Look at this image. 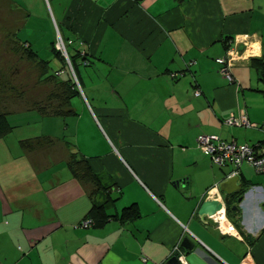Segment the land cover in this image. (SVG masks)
Returning <instances> with one entry per match:
<instances>
[{"label":"crops","instance_id":"obj_1","mask_svg":"<svg viewBox=\"0 0 264 264\" xmlns=\"http://www.w3.org/2000/svg\"><path fill=\"white\" fill-rule=\"evenodd\" d=\"M58 4L54 22L87 54L76 68L84 101L72 97L66 115L7 112L0 264H162L170 256L179 264H264V174L242 163V187L223 203L218 185L232 166L211 163L196 146L201 133L248 145L263 139L264 0ZM227 40L240 53L232 82L214 60ZM241 109L256 127L222 123ZM23 126L35 129L20 134ZM72 150L97 192L95 182L72 175ZM98 199L107 219L76 227ZM212 199L221 202V229L197 214ZM184 237L190 249L180 245Z\"/></svg>","mask_w":264,"mask_h":264},{"label":"rangeland","instance_id":"obj_2","mask_svg":"<svg viewBox=\"0 0 264 264\" xmlns=\"http://www.w3.org/2000/svg\"><path fill=\"white\" fill-rule=\"evenodd\" d=\"M61 10L58 0H0V112L39 106L50 111L60 102L63 89L55 79L40 78L39 66L26 57L19 40H27L39 57L48 60L51 67L56 66L49 54V41L54 40L56 48L58 39L65 36L63 27L54 22L59 21ZM63 44L70 50L71 45ZM78 81L74 80L79 97L72 98L77 105L80 102L76 99L84 101ZM31 129L34 126L17 131L25 134Z\"/></svg>","mask_w":264,"mask_h":264},{"label":"trees","instance_id":"obj_3","mask_svg":"<svg viewBox=\"0 0 264 264\" xmlns=\"http://www.w3.org/2000/svg\"><path fill=\"white\" fill-rule=\"evenodd\" d=\"M63 42H66L67 45L70 46V50L67 51V48L65 47L67 58L69 60L70 66L72 68L74 77L76 81H78L77 77V71L76 68L78 65H85L87 64V54L85 53V48L82 47V44L80 41L71 40L69 38L65 39L62 38ZM67 41H70L67 43ZM20 46L23 50V53L26 55L27 58L31 59L35 62L37 66L40 68V78L42 80H48V79H55L61 88L63 89V95L60 98V102L57 106L52 107V110H47L44 107L39 106L35 107L40 113L42 114H56V115H66L73 112V108L69 105V100L79 95L78 90L75 87V83L73 80V77L71 76L69 72V68L65 62L64 57L61 55L60 51L55 48L54 46V40H52L49 44V51L52 55V57L55 59L56 66L51 67L49 64V61L46 59H42L39 57L36 52L30 48L28 44H26L25 41L19 40ZM76 44V45H73ZM229 46L228 40L225 42L224 50H226ZM219 66V65H218ZM219 72V71H218ZM64 74L61 78V74ZM220 73V72H219ZM79 82V81H78ZM8 111H1L0 112V138L6 135L10 129L11 126L8 124L6 120V114ZM20 145L23 148H30L31 141L29 139H23L20 140ZM67 166L69 167L72 175L82 177L89 179L93 182H95V190L94 193L99 190V184L95 181L93 175L89 172V168L85 162L84 157L80 156L79 153L76 150H72L70 153L69 160L67 162ZM104 192H99L100 194H103ZM107 197V195H106ZM104 201L95 200L92 204V207L88 210V213L84 216V218L80 219L76 224L80 223L84 219H90L91 224L88 227H93L97 223L103 222L105 219H107L106 212L103 208ZM75 224V225H76ZM79 227V226H77ZM88 227H80V228H88Z\"/></svg>","mask_w":264,"mask_h":264},{"label":"built area","instance_id":"obj_4","mask_svg":"<svg viewBox=\"0 0 264 264\" xmlns=\"http://www.w3.org/2000/svg\"><path fill=\"white\" fill-rule=\"evenodd\" d=\"M58 39V38H57ZM70 41H67L69 43ZM56 48L63 55L65 62L71 71L72 76L73 71L70 66L69 60L67 58L66 50L63 44V41L58 39L56 43ZM240 53L237 52L232 44L228 46L225 50L224 54L216 57L214 60L219 65L218 71L222 76L226 78L228 82H232V76L230 73V67L233 63L239 60ZM74 77V76H73ZM75 80V77H74ZM194 95H198V89L193 91ZM222 123L228 126H236V127H256L255 123H252L248 120L245 112L241 109L237 115L230 114L224 119H222ZM259 129L263 133V139L259 144L256 145H248L246 143H236L234 140H223L218 138L215 135L210 134H199L196 137V146L198 150L206 155L211 163L221 166L225 164H229L232 166V170L230 175H236L238 171V167L245 163L250 166L256 173L264 174V121L258 126ZM217 213V211H216ZM211 219L217 224V227L221 229L223 222L222 213H218L210 215ZM90 219H84L80 223L75 226L79 227H88L90 226ZM226 230H232V226L230 224H226Z\"/></svg>","mask_w":264,"mask_h":264},{"label":"water","instance_id":"obj_5","mask_svg":"<svg viewBox=\"0 0 264 264\" xmlns=\"http://www.w3.org/2000/svg\"><path fill=\"white\" fill-rule=\"evenodd\" d=\"M238 179L237 175H229L227 176L223 181H221L218 185V189L221 192L225 193V196L222 197V202L227 203L229 200L228 195L231 192H237L241 189L242 185L241 183H236ZM221 208V202L218 200H203L198 208L197 214L201 217L210 216L211 214H214L216 211H218ZM180 245L184 248L190 249L192 247V242L184 237ZM162 264H179L178 259L176 256H170L168 259H166Z\"/></svg>","mask_w":264,"mask_h":264}]
</instances>
